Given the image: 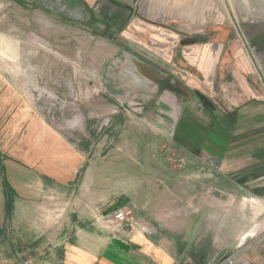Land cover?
Here are the masks:
<instances>
[{
    "label": "rangeland",
    "instance_id": "rangeland-1",
    "mask_svg": "<svg viewBox=\"0 0 264 264\" xmlns=\"http://www.w3.org/2000/svg\"><path fill=\"white\" fill-rule=\"evenodd\" d=\"M29 5L0 0V264H31L42 243L30 239L36 234L28 228L48 225L46 210L54 225L68 220L105 230L135 228L145 222L140 214L147 200L171 202L189 188V177L197 180V193H205V133L212 126L221 134L228 124L221 105L230 104L195 99L188 85L196 75L182 59L186 50L218 53L224 84L235 81L228 71H242L236 50L248 51L264 72V0H180L175 39L150 44L125 28L76 30L64 26L61 10ZM196 38L199 43L185 45ZM180 123L190 125L189 132ZM213 140L220 144L219 137ZM76 154L82 162L64 183L58 173L72 167ZM213 170L217 193L222 171ZM46 172L63 183L44 189L30 181ZM33 192L40 193L36 200ZM251 199L264 206L263 198ZM119 208L131 211L128 222L115 221ZM259 212L250 217L261 220ZM260 245L264 239L254 247ZM252 248L243 254L259 255ZM216 251L214 245L192 249L188 264H205ZM228 253L217 254L212 264Z\"/></svg>",
    "mask_w": 264,
    "mask_h": 264
},
{
    "label": "crops",
    "instance_id": "crops-1",
    "mask_svg": "<svg viewBox=\"0 0 264 264\" xmlns=\"http://www.w3.org/2000/svg\"><path fill=\"white\" fill-rule=\"evenodd\" d=\"M18 2L21 3V0ZM29 2L32 8L61 10L64 26H74L80 31L86 25L93 26V29L94 26L109 25L113 32L125 28L128 35L132 32L148 44L175 39V26L179 30L180 25V0H172V5L166 0ZM189 45H193V42ZM147 47V50H151L149 45ZM200 49H188L182 56L188 63V71H194L196 75V80L190 82L193 86L188 85V88L194 92L195 99L227 100L230 104L226 107L221 105L223 119L228 123L221 128V134H217V129L214 134L212 126H208L210 129L207 128L205 134L203 147L208 154L205 167L210 174L204 180L205 193L198 194L197 180L189 177V188L173 194L171 202L166 203L165 198L156 199L155 203L147 200L140 214L141 217L144 215L145 222L135 228L107 226L105 230L96 225L74 226L68 220L64 224L61 221L54 225L53 214L46 210L47 220L48 216L52 218L48 220L50 223L34 224L28 228L29 235L33 232L36 234L30 239L37 244L42 243L35 249L37 253L35 259L29 261L31 264H188L192 249L205 251L214 245L218 249L216 256L225 250L230 254L242 238H245V243H252V250L256 248L259 251V255L253 251L254 255L244 253L243 256L252 264H264V258L260 255L264 245L254 247L261 240L250 238L252 232L264 225V211H261L260 205L256 207L259 204L256 200H250L264 198V72L248 51L236 50L233 57H237L236 62H239L242 71H228L236 82L227 79L224 84V69L218 64L220 55ZM163 64L165 68L170 67L168 62L164 61ZM163 80L164 85H171L169 79ZM259 81L261 86L257 84ZM163 98L173 100L169 99V95H163ZM228 106L233 108L229 109ZM214 137L220 138V144L213 145ZM80 157L76 154L72 167L58 173L64 178V183L74 177L82 162ZM214 167L222 171L221 187L214 190L220 195L213 192ZM7 168L15 169L12 166ZM61 178L46 172L43 176L32 175L30 181L35 186L48 189L56 188V181L63 183ZM39 195V192H33L30 197L36 200ZM256 211H260L262 219L259 221L257 217H250ZM256 224L258 227L254 228ZM20 227H17L15 237L19 242ZM216 256H211L205 264L214 263Z\"/></svg>",
    "mask_w": 264,
    "mask_h": 264
},
{
    "label": "built area",
    "instance_id": "built-area-1",
    "mask_svg": "<svg viewBox=\"0 0 264 264\" xmlns=\"http://www.w3.org/2000/svg\"><path fill=\"white\" fill-rule=\"evenodd\" d=\"M262 201L264 205V198L262 199ZM261 207L264 208V206H261ZM130 214H131V211L127 210V208H121L114 215L115 221L119 223H126L130 220V217H129ZM263 222H264V219H263ZM263 226L261 229H258L251 233L252 237H254L255 234L260 233L254 240L262 241L264 239V227ZM257 227L258 225L256 224L254 228H257ZM244 242H245V238H242L240 242L237 244L235 250L229 256L224 257L222 260H220L216 264H251V262L243 256V252L252 248V245H251L252 243L245 244Z\"/></svg>",
    "mask_w": 264,
    "mask_h": 264
},
{
    "label": "trees",
    "instance_id": "trees-1",
    "mask_svg": "<svg viewBox=\"0 0 264 264\" xmlns=\"http://www.w3.org/2000/svg\"><path fill=\"white\" fill-rule=\"evenodd\" d=\"M202 40H203V39H201L200 41H202ZM178 128H179V129H182V130H184V131L186 130L187 132H189V131H188V128H190V125L187 126L185 123H180L179 126H178ZM205 134H206V133H205ZM13 190H14V188H13Z\"/></svg>",
    "mask_w": 264,
    "mask_h": 264
},
{
    "label": "water",
    "instance_id": "water-1",
    "mask_svg": "<svg viewBox=\"0 0 264 264\" xmlns=\"http://www.w3.org/2000/svg\"><path fill=\"white\" fill-rule=\"evenodd\" d=\"M194 41L196 42L197 40H194ZM194 41H192V40H191V41H189V42H187V43H189V44H190V43H192V42H194Z\"/></svg>",
    "mask_w": 264,
    "mask_h": 264
},
{
    "label": "flooded vegetation",
    "instance_id": "flooded-vegetation-1",
    "mask_svg": "<svg viewBox=\"0 0 264 264\" xmlns=\"http://www.w3.org/2000/svg\"><path fill=\"white\" fill-rule=\"evenodd\" d=\"M198 39H200V38H198ZM194 40H197V38L196 39H193L192 41H194ZM201 40V39H200ZM198 42V41H197ZM199 43V42H198Z\"/></svg>",
    "mask_w": 264,
    "mask_h": 264
}]
</instances>
